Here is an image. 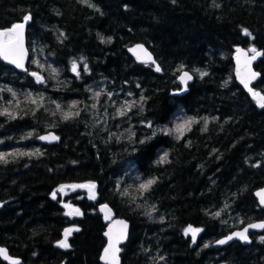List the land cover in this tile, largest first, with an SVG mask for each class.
I'll return each instance as SVG.
<instances>
[{
    "label": "trees",
    "instance_id": "obj_1",
    "mask_svg": "<svg viewBox=\"0 0 264 264\" xmlns=\"http://www.w3.org/2000/svg\"><path fill=\"white\" fill-rule=\"evenodd\" d=\"M26 15L28 71L0 59V111L16 117L0 115V245L20 264H100L107 204L130 222L122 264H264V231L249 246L211 248L264 219L254 196L264 186V108L236 83L232 61L237 45L263 51L253 87L264 94V0H0V30ZM135 43L160 72L133 60ZM178 69L195 76L185 91ZM189 118L198 123L177 139ZM49 131L58 143L39 141ZM90 183L96 202L79 189L52 198ZM189 227L200 230L195 247ZM70 228L79 231L59 247Z\"/></svg>",
    "mask_w": 264,
    "mask_h": 264
},
{
    "label": "water",
    "instance_id": "obj_2",
    "mask_svg": "<svg viewBox=\"0 0 264 264\" xmlns=\"http://www.w3.org/2000/svg\"><path fill=\"white\" fill-rule=\"evenodd\" d=\"M23 23V22H22ZM3 31V30H0ZM140 46L143 47V49L146 50L147 54H149L152 58L153 61H155V63H151L149 61H147V58L145 56V52H142L139 50ZM23 47L25 50V57H24V61H23V68H17L14 64L8 63L7 61L1 59L4 63L10 65L11 67H14L18 72H27L28 70V64L30 61V51L28 49V45H27V23H25V28L23 31ZM237 49H239L240 51H237ZM127 53L133 58V60L137 63V64H141V65H153L156 69V66L158 64V62L155 59L154 54L142 43H135L129 47H127L126 49ZM259 52H261L263 54V51L260 50ZM245 53H247V55H245ZM252 53L249 51V49L247 48H243L240 45H237L234 47L233 49V53H232V61H233V74H234V78L236 83L244 90V92L249 96V98L251 99V101H253L255 103V105L259 108V104H258V98H254L251 94V92H249L248 88H245L244 84L241 83V79L242 78H247V76L249 75V73H256L258 74L256 76L255 79L251 80L249 83V87L253 89V91L259 92L261 96H264V94L259 91L256 90L253 87V84L258 81L261 78V73L259 71L256 70L255 65L257 64L258 60L260 59V56H258L256 59L251 60L250 64H247V60H250L252 57ZM160 67V66H159ZM161 71V70H160ZM159 71V72H160ZM158 72V71H157ZM184 72H187L192 79L188 80L187 83H183L180 79V77L183 75ZM39 75V74H38ZM42 78V81H44V78L39 75ZM195 79V76L192 72L188 71V70H182L177 77L178 82L181 84L183 91H185L188 87L189 84H191ZM49 136H57L53 131L50 132H46L44 134H42L40 137H49ZM59 137V136H57ZM60 140V138L56 141H49V140H42L40 139V142L46 145H52L55 143H58ZM83 185H87V184H83ZM78 189L82 190V191H86L89 193V190L87 188H83V187H78ZM264 192V186L257 189L254 192V196L259 204V206L264 209V204L261 203V197L258 195V193H262ZM93 202L97 201V196L95 194V198L92 199ZM6 204V202H0V209ZM105 206H107L105 208ZM98 210L99 213L101 214L104 222L106 223V228L104 231V237L106 239V243L105 246L103 247V249L101 250L100 256H99V261L100 264H106L105 259H103L102 257H104V251L105 249L108 247L109 245V236L112 237L113 242L116 241V239L118 237H120L121 235H123V239H120L119 243L115 244V247L119 249L118 252H116L115 254V261H112L111 264H122V260H121V250H122V246L124 244H126L128 238H129V234H130V222L128 220H126L125 218L122 217H117L113 211V209L107 205V204H101L98 206ZM110 210V211H109ZM123 222V223H120ZM260 223H264V219H260V220H255V221H251L248 222L244 225H242L239 228H236L234 230H232L230 233L216 239L212 244H211V248H222V247H226L228 245H230L232 242H239L240 244H242L243 246H249L252 244V237L251 234L255 233V232H261L264 229H259V228H251L249 227L250 225L253 224H260ZM124 225H127V228H124ZM247 228L248 232H247V236H248V242L243 241L241 239H239L235 233L237 232H242L244 231V229ZM106 233L108 235H106ZM192 236V234H191ZM229 236H232V239L228 240L227 238ZM199 235L198 233L196 234V238L195 241L193 242V238H192V247H195L198 241ZM221 240H226L227 242L224 244L219 243V241ZM0 249H5L6 250V254H7V258H5L4 255H0V259L4 262H6L7 264H12V261H19V264L21 263V260L17 257H13L10 255L9 250L0 245Z\"/></svg>",
    "mask_w": 264,
    "mask_h": 264
},
{
    "label": "snow or ice",
    "instance_id": "obj_3",
    "mask_svg": "<svg viewBox=\"0 0 264 264\" xmlns=\"http://www.w3.org/2000/svg\"><path fill=\"white\" fill-rule=\"evenodd\" d=\"M173 3H175V0H173ZM31 19L30 15H26L24 17V22L23 23H17L14 24L11 28L7 29V30H3L0 31V59H3L5 61H7L8 63L14 64L17 68H23V61H24V57L26 55L24 47H23V31L25 28V23L28 22ZM244 34L251 36V33H249L247 31V29L244 30ZM140 51L145 52V56L147 58V61L151 62V63H155V61L152 60L151 56L149 54H147L146 50L143 49L142 46H140L139 48ZM237 51H240L239 49H237ZM249 51L253 54L250 60H247V64L251 63V60L256 59L258 56L262 55L261 52H259L255 47H252L249 49ZM245 55H247V53H245ZM72 70L73 72H76L77 76H79V73L77 72V65L75 62H73L72 64ZM156 71H160V67L157 65L156 66ZM178 70H182V69H178ZM85 71H87V66L85 65ZM31 75H33L37 82H43L42 78L37 74V73H31ZM204 75H207V73H201V77H203ZM258 74L256 73H249V75L247 76V78H242L241 79V83L244 84L245 88H248L249 92H251L252 96L254 98H258V104L260 108H264V96H261L259 92L253 91L252 88L249 87V83L251 80L255 79L256 76ZM181 81L183 83H187L188 80H191L192 77L187 73L184 72L183 75L180 77ZM9 92H12L11 89H8ZM13 97L16 96V93L12 92ZM97 96H99V93H96ZM32 103H36V100H32ZM57 109L60 108V105L57 104L56 105ZM73 107H75V105H73ZM132 107L131 104L127 105V108L130 109ZM118 114L120 116L125 115V111L123 110H118ZM0 115H8L10 118L15 119V115L11 112H9L7 110V108L3 109L2 111H0ZM73 115H79V112H76L75 114L71 113V112H65L63 113V119L64 120H68L70 119ZM205 119V123H204V130H207V118ZM198 123V121L195 118H189L187 120H185L183 123L178 124L176 126L175 131L178 133L177 139L182 138L185 131H191V126L193 124ZM150 126V125H149ZM168 134V133H165ZM40 139L42 140H49V141H56L59 139V137L57 136H49V137H40ZM20 155H25V153H21ZM27 155H31V153H27ZM0 162H7L5 159V155L0 153ZM160 163H165L167 162V153H165L164 156L161 157ZM258 166V165H257ZM156 183L155 179H149L146 182H143L139 185V191L141 192H148L151 190V187ZM66 186H61L60 189H58L57 191H63V188ZM67 187H72V188H77V187H83V188H87L89 190V198L90 199H94L95 198V188L96 185L94 183H90L87 185H70ZM124 195H127V192L125 191L123 193ZM258 195L261 197V203L264 204V192L262 193H258ZM52 198L56 199V192L52 193ZM66 207H70L69 205H65ZM107 206H105L106 208ZM110 211V210H109ZM68 215H72V214H76V215H80V211L79 209H72L71 212L66 213ZM150 214V213H149ZM217 217H219L220 213L217 212L215 214ZM123 223V222H120ZM249 227L251 228H259V229H264V223H260V224H253L250 225ZM124 228H127V225H124ZM73 231H79L78 228L76 229H66L65 230V239L60 241L58 246L59 247H63V248H67L69 247V244L67 243V238L68 235L73 232ZM199 229H193L191 227H189L188 229L185 230V234L187 235L188 233L192 234V238H193V242L195 241L196 238V234L199 232ZM247 232L248 229L245 228L244 231L242 232H237L235 233V235L243 240L248 242V236H247ZM106 235H108L106 233ZM120 239H123V235H121L120 237H118L116 239L115 242H113L112 237L109 236V245L108 247L105 249L104 251V257H102L103 259H105L106 264H111L112 261H115L116 257L115 254L116 252L119 251L118 248L115 247L116 243L120 242ZM228 240L232 239V236H229L227 238ZM262 240H264V237L261 238ZM226 240H221L219 241V243L224 244L226 243ZM0 255H4L5 258H7V254H6V250L5 249H0ZM12 264H19V261H12Z\"/></svg>",
    "mask_w": 264,
    "mask_h": 264
},
{
    "label": "rangeland",
    "instance_id": "obj_4",
    "mask_svg": "<svg viewBox=\"0 0 264 264\" xmlns=\"http://www.w3.org/2000/svg\"><path fill=\"white\" fill-rule=\"evenodd\" d=\"M73 71V70H72ZM177 125V124H176ZM175 129H176V126L174 127ZM160 129V128H159ZM175 129H174V131H175ZM175 133H177L176 131H175ZM72 185V184H71ZM64 186H66V187H64L63 188V191H56V194H61V195H67V194H70V193H73V192H75V191H77V188H72V187H67V186H70V185H64ZM61 188V186L58 188V189H60ZM64 205H68V204H64ZM70 206V205H69ZM66 207V206H65ZM67 208V210H70V207H66Z\"/></svg>",
    "mask_w": 264,
    "mask_h": 264
},
{
    "label": "bare ground",
    "instance_id": "obj_5",
    "mask_svg": "<svg viewBox=\"0 0 264 264\" xmlns=\"http://www.w3.org/2000/svg\"><path fill=\"white\" fill-rule=\"evenodd\" d=\"M233 76H234V74H233ZM235 79V78H234ZM104 235V234H103ZM104 247V246H103ZM101 252V251H100Z\"/></svg>",
    "mask_w": 264,
    "mask_h": 264
}]
</instances>
